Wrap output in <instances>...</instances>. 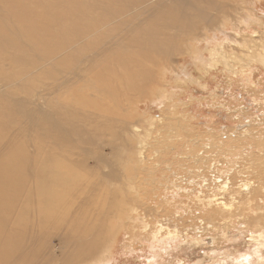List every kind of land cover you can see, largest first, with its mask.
<instances>
[{
    "label": "bare ground",
    "instance_id": "bare-ground-1",
    "mask_svg": "<svg viewBox=\"0 0 264 264\" xmlns=\"http://www.w3.org/2000/svg\"><path fill=\"white\" fill-rule=\"evenodd\" d=\"M20 2L29 8L21 6ZM208 4L216 7L214 0H54L41 10L34 1L29 5L25 0H9L6 7L0 5V13L8 14L0 17V65L18 64L20 69L9 77L28 76L39 81L34 88H38L37 93H13L0 105V264H55L56 261L58 264H85V261L109 264L114 258L111 247L119 238L117 233H121L120 225L125 216L134 221L131 223L133 235L124 244L125 249L135 250L133 241L147 242L150 256L155 260L164 259L163 254L170 255V249L175 247L214 245L218 238L225 239V225L215 226V221L207 226L202 222L198 224L194 236L179 230L177 223L171 227L159 224L161 219H156V225L151 227L136 208H120L116 203V195H129L122 191L125 185L138 186L133 179L140 164L148 167L149 172L156 165L143 150L145 132L138 124L140 119L146 120L149 125L146 136L155 139L156 145L166 147L169 142L182 138L164 114L174 115L177 107L185 106L176 97L177 90L172 88L181 89L187 81H197L186 70L180 72L184 77L175 72L177 76L171 77L173 84L168 88L169 80L160 79L162 84L156 88L157 95L150 99L151 104L162 107L158 113L141 112L132 101L155 89L151 87L159 73V64L169 61L174 51L186 52L200 73L220 66L221 70L238 76L245 87L251 85L252 64L256 62L264 68V45L260 53L250 54L246 50L242 58L237 54L239 51H234L240 41L234 37L222 40L217 36L218 31L226 33L221 29V19L228 15L210 14L205 7ZM197 8L198 14L195 13ZM240 15L241 21L263 24L252 13ZM10 17L14 20L8 21ZM198 27L207 30L206 37L198 36ZM212 38L220 41L198 47L201 39ZM252 41L241 43L248 48L260 45ZM163 72L166 73V69ZM178 77L183 85L178 84ZM10 81L13 83L14 78ZM4 83L0 81V95L7 94ZM253 101L260 105L254 98ZM238 111L236 127L220 135V139L227 140L224 161L212 159L211 167L198 162L187 165L189 160L207 159L198 142V148L193 149L188 141L182 153L176 151V155H172L174 162H181L184 169L174 171L166 182L158 181L161 197L156 204L161 206H155V210H166L181 192L195 205L191 206L210 219L229 213L230 216L232 210L235 211L230 209L232 206L244 205L242 207L248 210L242 221L253 225V230L247 228L246 238L259 247L264 245V227H258L260 217L264 219V198L258 200L263 199L261 207L249 206L257 185L243 178L234 182L232 177L241 173L240 168L246 167L247 160L252 163L257 155L254 149L263 154L264 135L261 132L253 137L252 122L246 119L248 110ZM263 122L260 120L257 125ZM169 123L170 134L165 135L162 129ZM162 138L166 144L160 142ZM213 140L210 139L207 146L212 145ZM219 144L224 146L223 142ZM128 152L134 154L136 160L129 168V175L126 170L129 165L124 158ZM258 165L261 167V163ZM259 187L261 189V185ZM142 198L140 204L146 205ZM186 207L189 205L181 202L174 205L175 210L170 215L173 220L180 218L179 210L185 211ZM159 208L161 210H157ZM236 208L237 211L239 207ZM208 227L211 230L203 237ZM106 231H112L108 239L111 246L107 245L109 247L93 259L91 253ZM175 261L184 263L181 259ZM203 262L197 260L192 264Z\"/></svg>",
    "mask_w": 264,
    "mask_h": 264
},
{
    "label": "rangeland",
    "instance_id": "rangeland-1",
    "mask_svg": "<svg viewBox=\"0 0 264 264\" xmlns=\"http://www.w3.org/2000/svg\"><path fill=\"white\" fill-rule=\"evenodd\" d=\"M25 1H27V3L29 5L32 4V1L36 2L37 4H39V10H41L44 5H46L48 3L51 4L54 2V0H49V1L42 0L40 2H37L35 0H25ZM154 1H158V0H154ZM165 1L166 2H175L176 0H165ZM184 1H186V0H184ZM251 1H253V2H251ZM251 1L250 0H214V2L216 3V7L212 6L211 4H208L205 6V7H207L206 10L210 14L220 13L221 15H226V16L228 15V18L221 19V23H222L221 29H223L226 33L222 34V33H220L221 31L220 32L218 31L217 36L222 38V40L223 39L229 40L230 37H234L235 39L240 41V44H238L239 46L236 45V47L234 48V51H236V52L239 51V52H237V54L242 55V58L245 57V52H247V51L248 52L250 51L251 52L250 54L260 53L261 48H262L261 45L262 44L264 45V0H256V2H255V0H251ZM5 2H6V0H3V1L0 0V5L3 7L4 6L6 7L7 2L9 3V0H7L6 3ZM238 3L240 4V6ZM15 4H19V3H15ZM20 4L23 7L29 8L26 3L20 2ZM186 5H187V3H186ZM237 6H239L240 9L239 8L237 9ZM242 6H244V7H242ZM208 8H209V10H208ZM246 9H247V11H246ZM253 9H254V11H253ZM235 10L237 13H235ZM241 12H244V13H241ZM35 13H37V12H35ZM195 13L196 14L199 13L198 8L195 9ZM245 13L246 14L252 13L254 15V16L253 15L252 16L260 18L259 20H260V22H263V24L261 23L260 24L261 26H259L258 24L253 23V22H252L253 24H249V22H246L244 20L241 21L240 19H242V17H241L242 15H240V14H245ZM3 14L8 16L7 12L2 11V14L0 13V17H3L4 16ZM238 15H240V16H238ZM229 16L232 19H230ZM238 17L239 18L241 17V18L238 19ZM10 18L11 19L8 21L14 20V19H12V17H10ZM237 20L239 21V23ZM215 21H214V19L212 20L213 23ZM232 22H234L235 25H234V23L232 24ZM229 23H231V24L229 25ZM213 27H214V25L212 24L211 28H213ZM198 28H199V35L198 36L201 35L202 38L206 37L205 32L207 30L205 31V30L201 29L202 27H198ZM238 28H239V31L237 30ZM246 28H248V29H246ZM206 33H208V32H206ZM210 33H212V32L210 31ZM190 37H192V36H190ZM246 40H248V41L253 40L252 42H258V43H260V45H252L248 48L247 44L244 45L241 43V41L243 42ZM186 41H188V40H186ZM217 41H220V40L213 39V38L212 39H201V41L197 42V45H198V47L202 48L204 45L205 46L208 45V43H214ZM194 45H196V44H194ZM174 52L175 53L171 54L169 61L159 64V66H158L159 70L157 69L159 71V73L155 77V82L152 83L153 85L151 87V88L155 87V89H152L150 92L145 94V96L138 97V98H136V100L134 99L132 101H133V103L136 102L135 104H138L137 109L141 112L147 111L149 114L150 113H152V114L158 113L159 110L162 109V107L159 108L158 106L151 104L150 99L152 96L154 97L157 95V92H158L157 89H159V86H161L160 84H162V83H159L160 79L167 78V80H169V84H166V87L168 88V86L170 84H173L172 80H174V79H171V77H173L175 75V72H177L181 75V73H182L181 70H183V69L186 70L193 78H196L197 81L189 82V83L187 81V83L184 86H182L181 89L172 88V89L177 90L176 91L177 92L176 97L180 98L185 103V106L184 107H181V106L177 107L175 109L176 114H174V115L164 114L168 117V120H170V122L173 123V124H171L172 127L176 128V129L175 128H173V129H175V131L177 133H179V134L181 133L180 135L182 136V138H180L181 140L177 139V140L169 142L167 144L168 146L166 145V147L162 146L161 144L156 145L155 139H151L150 136H146V129L149 127V125L147 123H145L146 120L143 118L142 119V120H144L143 121L144 123H143L142 120L140 119L138 121L139 122L138 124H139V126L141 125V128H140L141 131L145 132V133H143L144 138H145V140L143 141L144 142L143 146L144 147L146 146V147H145V149L143 147V150L147 154V156L150 157V161L156 162V165L153 166L152 170L149 172L148 167H147L148 168L147 169V168H145L146 166L144 164H140L137 167V173H135V174H137L136 175L137 178L135 177L133 179L138 184V186L132 187L131 185L130 186L125 185V189H123L122 191L123 192L126 191V193H128L129 195L128 196L125 194H122V196L116 195V197L118 196V198H116V201L118 200L116 203H118L117 205H119L120 208L121 207L122 208L123 207L136 208V211L140 215L144 216L143 220H145L149 224V226H151V227H154L156 225V219H161L160 220L161 222H159V224H162V225L164 224L166 227H171V226H173L174 223H177V227L179 226L178 227L179 230H181L184 233L187 232V234L190 232L189 234L192 233L194 236H196L195 235L196 230H194V228L197 227L198 224H200L202 222L203 225L207 226L206 224H208V223L213 224L212 222L215 221V223H214L215 226L216 225L220 226L222 224H223V226L225 225L224 227H225V231H226V237H225V239L224 238H218L217 242L214 245L203 244L202 246H193L192 248L182 246L181 249L175 247V248L170 249L171 250L170 255L163 254L164 251H161V254H163V256H164V259H160L161 258L160 257L159 258L160 260H158V259L155 260L154 258H152V256H150L151 252H149V250L147 249V246H146L147 242L142 243L140 241H133L132 246L134 247L135 250L128 251L127 249H125L126 247L124 246V244L133 235L131 233L133 232L132 231V228H133L132 224L134 223L132 218L130 219V217L125 216L123 218L124 222L122 221V223L120 225L121 226V230H120L121 233H117V236H119V238L117 239L116 242H114L112 244L111 249L113 251V257L114 258L111 259L112 261H109V264H178L177 261H175L177 259L183 260L184 261L183 264H192V263L196 262L197 260L198 261L199 260L204 261L203 262L204 264L205 263L206 264H217V263L218 264H256V263L257 264H264V258H263L264 257V247H263L264 245L259 246V247L253 246L255 244L251 243L246 238L248 235V233L246 232L248 230L247 228L252 229L253 225L252 226L251 225H245L243 223V221L245 220L243 215L246 214V211L248 210L247 207H242L244 205L232 206V208H230V209L232 210L234 208L235 211L232 210L231 215H230L231 217L228 216L230 214L229 213V214L223 215V216H225V218L228 217L226 219L222 218L223 216H220V218L214 216L213 219H210L208 216L203 215L202 212H200L198 209L193 207L195 205H193L190 201L188 202V198L186 197V195L181 192L182 194L180 193L179 196H176L175 199L172 200L171 204L168 205L167 207H165L166 210H162V211H156L155 210V206H161V205L156 204V201L159 199V197H161V195H160L161 189L159 188L161 183L166 182L168 180L169 176L171 178L174 174V171L176 172L177 170H179L182 172V170L184 169V167L182 168V166H181L182 165L181 162H179L177 160H176V162H174L175 158H173V156L176 155L175 154L176 151H178L179 153H182L183 148H185L186 145H188L187 144L188 141L190 144L193 145V149L198 148L197 144L199 143V145L201 146V152L204 156H207V159H206V161L189 160V162H187V165L194 164L195 162H198V163H201L205 166L210 165V167H211L212 164H209V162L212 159L217 158L220 160V162L224 161L225 160V158H224L225 154L224 153H227V151H228L226 149L227 145H225L227 140L225 139V137H224V139H220L221 138L220 135L223 134L224 132H227V131L230 133V131H233V129L236 127L235 125L239 121V119H237L238 116L236 115L237 112H239L238 109L248 110L247 111L248 114H246V113L245 114H246V117L248 116L246 119L247 120L249 119L252 122L251 123V125L253 127L252 131L255 133V136H253V137H256L257 134H259L261 132H263L262 135H264V122L257 125L258 121H260V120L264 121V105H263L264 104V68L262 66H260L256 62H254L252 64V70H251L252 74L250 76L251 85H250V87H245L243 85V81L239 80L238 76H235L229 72H226L225 70H223V68L221 70L220 66L218 67V69L214 68V69L207 71L208 73L207 72H204V73L201 72L202 73L201 74L199 71H197L198 69L195 68V66L192 64L191 56L189 54H187L186 52H182V53L177 52V51H174ZM19 69H20V66L18 64L16 65L13 63H6V64L1 63V65H0V81L5 82L4 83L5 84L4 89L7 92V94L0 95V105H4L6 103L5 100H6L7 95H11L13 93H16L18 95H24V94L33 93V92L35 94L38 92V88H36L34 90V88L36 87L35 85L37 83H39L38 80L34 81L33 79H31V77H28V76L27 77L21 76L20 78H16V79H15V77H9V75L14 76L12 74L17 73V71ZM163 69H166V73L163 72ZM35 74L37 75V72H35ZM164 75H167V77ZM175 76H177V75H175ZM181 76L184 77L183 75H181ZM13 78H14V82L11 83L10 80H12ZM179 78L180 77H178V80L180 82H178V84L183 85V83H182L183 81L180 80ZM154 92H156V93H154ZM190 97L192 99H190ZM253 98H254V100L260 102V105H257L253 101ZM240 106H241V108H240ZM164 109L166 111V107H164ZM167 109H170V107L168 106ZM177 110H178V112H177ZM255 114L257 115L258 119L256 118ZM246 119H245V121H247ZM240 120H242V118H240ZM3 123H4V121L3 122L1 121V124H3ZM143 124H146V125H143ZM242 124L244 125V123H242ZM171 125L169 123L167 126H165V128L162 129V130L165 129L163 131V134H165V135L170 134V132H169L170 128L169 127ZM147 134H148V132H147ZM213 138H214V140H213L212 145L207 146L206 143L209 142L210 139H213ZM160 142L162 144L163 143L166 144V141L164 142L163 138L160 140ZM183 142H184V145L182 144ZM196 142H198V143H196ZM220 142H223L224 146L220 145L219 144ZM217 146H219V148ZM152 147H154V148H152ZM154 151L155 152L157 151V152L155 153ZM221 151H222V154L219 155V153ZM254 151L256 152L257 155H256L255 159L252 160V163L251 164L249 163L250 160H247L248 163L245 161V164L247 163L246 164L247 169H245L246 167L240 168L241 173L238 175H235V171H234V173L232 175H235V176H234V178L232 177V179L234 182L235 181L238 182L239 178L240 179H242V178L243 179H249V180L253 181L255 183V186L256 185L257 186H256V191L252 194V197L249 196V198L251 197L250 198L251 202H250L249 206L256 207V205L257 206L259 205L261 207L260 204L263 203V201H262L263 199H261L260 202L258 200H259V198H264V191H263V188H264L263 187L264 186V152H263V154H260L261 153L260 151H256L255 149H254ZM163 152H164V155L162 154ZM165 155H166V157L164 158ZM222 155H223V157H222ZM124 156L123 157L126 160L123 159L122 161L125 160L126 164L129 165L128 169L126 168V170H128L127 173L129 175L130 174L129 168L132 167V165H134L136 163V160L134 159V154H130L129 152L125 153ZM127 156H128V159H127ZM177 158H178V156H177ZM129 159L131 160V162ZM156 160H158V161H156ZM254 160H256V161H254ZM163 161L165 164L162 163ZM260 163H261L262 168L260 167V165H258ZM262 164H263V166H262ZM231 167H233V165ZM145 170L148 172H146ZM237 170L238 169H236V171ZM242 171L245 173L242 174L243 173ZM141 172L144 174H142ZM188 173H189V171H188ZM182 179H184V178H182ZM140 181L142 184L140 183ZM158 181L161 182L160 185H159ZM184 182L185 181H183V183ZM260 185H261V189L259 187ZM259 189L261 190V192ZM117 190H119V189H117ZM119 191H121V190H119ZM258 191H259V193H258ZM183 194L185 195L184 197H183ZM138 195H140V197ZM256 196H257V198H256ZM95 197L99 198V196H95ZM179 197H180V199H179ZM140 198H142L141 200L144 201L147 206L143 202H141V204H140V201H139ZM180 202L182 203V205L188 204L189 207H186L185 211H183V208L180 209L179 212L181 214V217L173 220V217L170 215L175 210L174 205H177ZM190 204L193 206H191ZM148 206H150L151 209ZM262 206H264V205H262ZM236 207H239L238 210L240 209V212H238V210L236 211V209H237ZM157 210H161V209L159 208ZM258 211H259V209H258ZM262 211L264 212V210H262ZM53 212L56 213V209H54ZM234 213H236V214H234ZM232 214H233L234 218H233ZM167 218H169V220ZM165 219H166V221H165ZM251 219L252 218L250 217V220ZM260 219H259V226L258 227L261 226L263 228L264 227L263 226L264 225V219L262 217H260ZM203 220H204V222H203ZM221 221H222V223H221ZM180 222H182V223H180ZM224 222H226V223L229 222V223L224 224ZM123 223H125V224H123ZM218 223H220V224H218ZM191 225H194V226H191ZM243 225H245V226H243ZM244 227H246V228H244ZM186 228H187V230H186ZM210 230H211V227H208V229L205 228V231L207 233L203 234L204 236L203 235L202 236L207 237L205 235H207L208 232H210ZM111 232L112 231H106L105 234L103 235V237L102 238L100 237V241H99L98 245L93 250L95 253L94 252L91 253L93 256V259H96L95 257H97L100 253L102 254L104 248L107 245L111 246V244H110L111 242L108 244V239L111 238V236L113 235ZM124 233H125V235H124ZM138 233H139V230L137 231V234ZM124 236H125V238H123ZM136 237H139V235H137ZM109 246H107V247H109ZM102 247H103V249L100 250ZM92 256H91V258H92ZM173 256L175 259L173 258ZM58 263L59 262L56 261L55 264H58ZM83 263L88 264L89 261H85Z\"/></svg>",
    "mask_w": 264,
    "mask_h": 264
}]
</instances>
